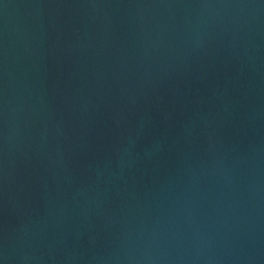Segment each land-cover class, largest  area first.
<instances>
[{
    "label": "water",
    "instance_id": "obj_1",
    "mask_svg": "<svg viewBox=\"0 0 264 264\" xmlns=\"http://www.w3.org/2000/svg\"><path fill=\"white\" fill-rule=\"evenodd\" d=\"M0 264H264V0H0Z\"/></svg>",
    "mask_w": 264,
    "mask_h": 264
}]
</instances>
